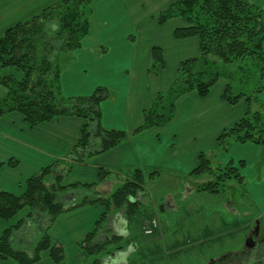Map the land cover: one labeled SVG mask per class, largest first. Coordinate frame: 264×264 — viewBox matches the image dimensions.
Instances as JSON below:
<instances>
[{
  "label": "crops",
  "instance_id": "obj_1",
  "mask_svg": "<svg viewBox=\"0 0 264 264\" xmlns=\"http://www.w3.org/2000/svg\"><path fill=\"white\" fill-rule=\"evenodd\" d=\"M60 1L62 0H0V36L11 26L32 18ZM175 1L177 0L92 2L89 34L82 41L80 50L73 55V61L60 75V91L62 92L63 86L71 89L68 95L63 92L62 95H86L98 85L106 86L114 92L119 90L114 97L102 104L105 110L102 107L101 126L105 130L131 133L142 123L143 112L151 106L154 98L166 92L173 84L180 63L198 56L196 39H174V31L183 26L180 20L172 19L162 26L155 22V17ZM249 2L262 12L264 20V0ZM95 9L98 10V15ZM153 48L161 50L164 60V68L156 76L149 73ZM171 53L179 58L176 57V62L170 66L168 57ZM124 56L127 58L126 62ZM116 59L125 63L119 64L117 69L111 68ZM81 61L87 63L86 66L80 67ZM88 64L93 66L92 69ZM86 74L92 76L91 79H96L80 81ZM225 80L220 76L204 98H199L194 93L182 95L175 102L172 121L162 132L150 129L128 138L111 151L92 158L86 166L74 167L63 179L62 185H94V191L99 196L108 197L126 180V174L134 169L147 172L167 170L169 173L187 176L196 168L198 155L213 150L216 164L225 165L233 161L236 166L238 162H243V168L238 169L245 182L241 187L245 189L244 194L251 201L255 215L241 227L248 230L257 223L255 234L250 235L254 230L252 227L239 251L219 260L224 261V264H264V242L256 243L264 238V146L231 143L226 152L214 149L216 139L224 130L243 118L249 109L264 108V79L262 82L258 79V93V88L254 95L238 93L244 97L233 106L223 100L224 90L228 86ZM81 87H86L87 90L78 93L76 90ZM252 96L256 100L248 102L247 97ZM261 116L264 118L262 114ZM84 123L77 118H61L29 128L19 114H10L0 119V192L22 195L25 182L30 176L70 151L78 141ZM11 160L17 162L16 167L8 166ZM98 169L109 172L102 181L99 180ZM80 195L77 190L71 192V199L65 201V204L77 201ZM103 211L99 205L76 209L59 217L48 231L50 241L63 247L70 263L76 264L82 256L78 244L85 234L94 229ZM28 213L25 209L9 222L0 220V236ZM118 220L109 221V231L124 236L121 221ZM44 224L43 219L33 216L12 236V247L31 253ZM31 225L38 228L39 235L29 234ZM252 241L254 245L251 246ZM126 258L125 250L113 251L104 255L102 264H124ZM0 264L15 263L0 260ZM36 264L54 263L45 252Z\"/></svg>",
  "mask_w": 264,
  "mask_h": 264
},
{
  "label": "trees",
  "instance_id": "obj_2",
  "mask_svg": "<svg viewBox=\"0 0 264 264\" xmlns=\"http://www.w3.org/2000/svg\"><path fill=\"white\" fill-rule=\"evenodd\" d=\"M94 1L62 0L6 29L0 36V87L5 90V95L0 98V119L17 113L29 128L61 118H77L85 122L78 141L70 151L30 176L22 195L0 192V220L9 222L23 210L29 211L25 218L1 234L2 261L36 264L42 253L47 252L54 264H60L65 258L64 249L50 241L48 231L62 215L92 205H99L104 211L78 247L86 256L110 254L108 248L125 236L109 231V221L118 218L127 222L139 207L146 205V181L154 179L158 172L134 169L126 174V180L108 197L99 196L94 191V185L63 186V179L74 167L86 166L92 158L111 151L128 138L169 124L174 117L175 102L182 95L194 93L199 98L206 97L220 79L219 74L210 69L213 64H230L253 57L260 63L259 80L262 82L264 79V20L258 8L249 0H177L158 14L156 23L162 26L180 18L186 26L174 31V39H196L199 53L196 58L180 63L175 81L165 92L170 96L172 112L168 118L165 114L157 115L153 102L143 112L142 123L131 133L105 130L101 126L100 104L108 99V91L97 88L89 96L64 97L59 82L62 71L71 61L70 55L80 48L88 34L89 17L84 7ZM151 59L149 73L156 76L157 68H164L159 48L152 49ZM161 97L158 94L156 98ZM243 97V94L233 95L229 85L224 90L223 100L228 105L237 104ZM246 100L249 102L256 98L252 96ZM261 118L258 113L248 110L243 118L216 139L214 149L226 152L231 143L264 146V123ZM16 165L13 160L8 162L11 168ZM239 168H243V162H238L236 166L233 161L215 165L209 154L203 152L198 155L197 166L189 176L197 181L193 185L196 192L218 195L230 181L245 185ZM108 175V171L98 169L100 181ZM76 190L81 194L79 199L75 202L72 199L73 203L66 205L65 201H69L71 192ZM33 216L43 219L45 224L32 252L14 249L12 236ZM127 241L130 244L124 249L131 247L133 254V242L128 237ZM124 249L118 246L115 251ZM94 263L102 262L96 259Z\"/></svg>",
  "mask_w": 264,
  "mask_h": 264
},
{
  "label": "rangeland",
  "instance_id": "obj_3",
  "mask_svg": "<svg viewBox=\"0 0 264 264\" xmlns=\"http://www.w3.org/2000/svg\"><path fill=\"white\" fill-rule=\"evenodd\" d=\"M84 9L86 13L88 11V17L93 14L90 6L86 5ZM94 11L96 15L99 14L98 10L95 9ZM175 19L180 20L182 27L186 26L180 18ZM77 51L70 55V63L73 61V55ZM176 57L178 56L173 53L170 54V57H168L170 66L176 62ZM123 59H125V62L127 61L126 56ZM125 62H120L116 59L110 67L117 69L119 64H124ZM86 64L82 61L79 63L80 67L86 66ZM88 67L92 69L93 66L88 64ZM259 68V60L253 57H247L230 64L219 63L210 66L213 72L220 74L222 78L226 79L225 81L226 83L228 82L233 95L244 93L248 96L254 95V92L259 87ZM157 69L159 71V68ZM88 77V74H86L85 78L80 79V81H88V79L93 78L92 76ZM95 79H91V81ZM97 88H103L108 91L109 97L107 100L114 97L115 92H119V90L114 92L106 86L98 85L81 97L91 95ZM70 90L69 86L62 87V92L66 95H68ZM86 90V87H81L76 91L80 93ZM62 92L61 95L63 94ZM160 94L162 96L161 99H157V95L152 101V103L156 104L154 112L157 115L165 114V117L168 118L172 112L171 101H169L170 96L165 92ZM4 95L5 90L0 87V98ZM104 102L100 104L101 115ZM249 111L250 113H258L264 116V108H256L255 110L251 108ZM103 115L105 116V111ZM173 115H175V112ZM262 123H264V118H262ZM166 126L168 124L156 129L161 131ZM207 154H209L213 162H216L214 160L215 151L209 150ZM195 183H197L196 179L189 176V173L187 176H182L179 173H169L167 170L158 171V175L154 179L146 181L147 204L139 207L135 215L127 222L122 223L125 238L117 243L115 242L108 248V251L113 252L118 246L124 249L127 244H130L127 241V237L129 241L133 242L131 243L134 252L133 254L132 252H126L128 256L124 264H209L211 261L219 260L230 253L239 251L245 243L246 234L252 227V229L257 228L256 222L248 230L241 227L243 223L250 222L255 215L251 201L244 194L245 189L235 181H230L224 186L221 193L211 195L196 192L193 187ZM143 221L145 223L147 221L149 223L154 222V227H149L151 228L150 234L146 233L143 225L141 227ZM34 233H38V228L35 225H31L29 234ZM124 250L127 251V248ZM103 257V255L98 254H94V256L82 255L78 258L76 264H95L94 260L96 259L103 262ZM70 262L69 257L65 254L64 261L60 264H74Z\"/></svg>",
  "mask_w": 264,
  "mask_h": 264
},
{
  "label": "flooded vegetation",
  "instance_id": "obj_4",
  "mask_svg": "<svg viewBox=\"0 0 264 264\" xmlns=\"http://www.w3.org/2000/svg\"><path fill=\"white\" fill-rule=\"evenodd\" d=\"M120 221V220H118ZM122 221H121V225H122ZM255 234V229L251 231L250 235H254ZM263 237H264V234H263ZM254 238V237H253ZM264 242V238H261L260 240H258L256 243L260 244V243H263ZM248 243V241H247ZM254 245L253 241L251 242V246ZM128 252V253H131L132 252V248L131 247H127V251H125V253ZM128 256V254H127ZM110 264V263H109ZM209 264H224V261H220V260H215V261H211Z\"/></svg>",
  "mask_w": 264,
  "mask_h": 264
},
{
  "label": "built area",
  "instance_id": "obj_5",
  "mask_svg": "<svg viewBox=\"0 0 264 264\" xmlns=\"http://www.w3.org/2000/svg\"><path fill=\"white\" fill-rule=\"evenodd\" d=\"M151 225V226H150ZM149 227H151V228H153L154 227V222H152V223H149V222H147V223H144L143 224V229L144 230H146V233L148 234H150L151 233V228H149Z\"/></svg>",
  "mask_w": 264,
  "mask_h": 264
},
{
  "label": "water",
  "instance_id": "obj_6",
  "mask_svg": "<svg viewBox=\"0 0 264 264\" xmlns=\"http://www.w3.org/2000/svg\"><path fill=\"white\" fill-rule=\"evenodd\" d=\"M256 225H257V223H256Z\"/></svg>",
  "mask_w": 264,
  "mask_h": 264
}]
</instances>
